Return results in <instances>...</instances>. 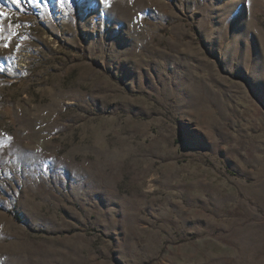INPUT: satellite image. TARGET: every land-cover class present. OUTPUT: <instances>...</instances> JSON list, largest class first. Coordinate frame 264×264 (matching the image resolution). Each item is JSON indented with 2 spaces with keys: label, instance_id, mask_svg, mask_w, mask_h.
Returning <instances> with one entry per match:
<instances>
[{
  "label": "rangeland",
  "instance_id": "obj_1",
  "mask_svg": "<svg viewBox=\"0 0 264 264\" xmlns=\"http://www.w3.org/2000/svg\"><path fill=\"white\" fill-rule=\"evenodd\" d=\"M0 12V264H264V0Z\"/></svg>",
  "mask_w": 264,
  "mask_h": 264
},
{
  "label": "snow or ice",
  "instance_id": "obj_2",
  "mask_svg": "<svg viewBox=\"0 0 264 264\" xmlns=\"http://www.w3.org/2000/svg\"><path fill=\"white\" fill-rule=\"evenodd\" d=\"M12 2L14 4H16L18 7H20L22 5L23 0H12ZM35 2L39 3V0H35ZM3 15H5V13L0 12V16H3ZM2 32H3V28H2V26H0V33H2ZM0 38H4V37H0ZM4 39H11V37H7ZM4 47L7 48V47H9V45L7 43H5Z\"/></svg>",
  "mask_w": 264,
  "mask_h": 264
}]
</instances>
